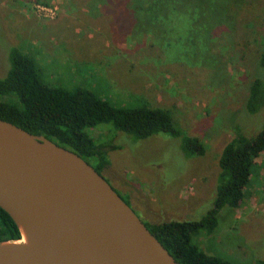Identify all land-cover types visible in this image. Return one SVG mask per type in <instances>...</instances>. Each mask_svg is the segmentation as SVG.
Masks as SVG:
<instances>
[{
    "label": "rangeland",
    "instance_id": "1",
    "mask_svg": "<svg viewBox=\"0 0 264 264\" xmlns=\"http://www.w3.org/2000/svg\"><path fill=\"white\" fill-rule=\"evenodd\" d=\"M134 1L0 0V78L18 48L50 85L84 87L125 107L169 109L205 154L188 155L183 137L164 132L137 139L112 123L88 131L110 147L103 175L144 222L199 220L213 206L225 145L264 129V89L258 109L248 108L253 83L264 84V0H228L168 19L135 15ZM255 187L252 180L240 207H224L217 229L194 241L234 264L264 259V170L262 190Z\"/></svg>",
    "mask_w": 264,
    "mask_h": 264
},
{
    "label": "trees",
    "instance_id": "2",
    "mask_svg": "<svg viewBox=\"0 0 264 264\" xmlns=\"http://www.w3.org/2000/svg\"><path fill=\"white\" fill-rule=\"evenodd\" d=\"M227 2L228 0H135L131 6L136 12L135 15L152 11L157 18L160 16L165 19L171 14L184 11L193 13L214 5L227 6ZM10 60V70L5 77L0 78V118L33 134L44 135L77 152L90 163L92 160L96 161L95 165L91 164L101 174L109 165L110 147L96 142L88 129L102 123H112L118 130L137 139L161 132L181 136L184 151L188 155H203L206 152L205 144L198 137L183 135L175 127L169 109L149 105L125 107L116 105L84 87L71 89L50 85L42 79L37 60L18 48L11 50ZM259 63L264 67V51ZM263 85V81L256 79L251 87L248 101L251 112L258 109ZM262 152L264 129L251 137L238 133L223 149L219 160L216 197L206 215L199 220L145 222L180 263L234 264L225 257L205 251L194 241V237L199 236L202 231L206 234L213 233L219 226V214L224 207H240L252 181L256 158ZM122 198L130 204L128 197ZM20 238L21 232L16 222L0 207V240ZM255 264H264V259H257Z\"/></svg>",
    "mask_w": 264,
    "mask_h": 264
},
{
    "label": "water",
    "instance_id": "3",
    "mask_svg": "<svg viewBox=\"0 0 264 264\" xmlns=\"http://www.w3.org/2000/svg\"><path fill=\"white\" fill-rule=\"evenodd\" d=\"M0 264H182L77 152L0 118Z\"/></svg>",
    "mask_w": 264,
    "mask_h": 264
},
{
    "label": "crops",
    "instance_id": "4",
    "mask_svg": "<svg viewBox=\"0 0 264 264\" xmlns=\"http://www.w3.org/2000/svg\"><path fill=\"white\" fill-rule=\"evenodd\" d=\"M257 166H258V169L257 171L255 172V174L253 175V179L255 184H256V187H255V191L258 192V191H261L262 190V173H263V170H264V152H262L259 157L256 159V163Z\"/></svg>",
    "mask_w": 264,
    "mask_h": 264
},
{
    "label": "built area",
    "instance_id": "5",
    "mask_svg": "<svg viewBox=\"0 0 264 264\" xmlns=\"http://www.w3.org/2000/svg\"><path fill=\"white\" fill-rule=\"evenodd\" d=\"M36 9L40 14H43L45 16H53L54 10L51 7H48L44 4H36Z\"/></svg>",
    "mask_w": 264,
    "mask_h": 264
}]
</instances>
